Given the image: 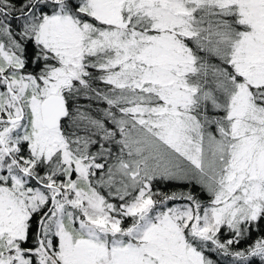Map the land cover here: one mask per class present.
Wrapping results in <instances>:
<instances>
[{
	"label": "snow or ice",
	"instance_id": "obj_1",
	"mask_svg": "<svg viewBox=\"0 0 264 264\" xmlns=\"http://www.w3.org/2000/svg\"><path fill=\"white\" fill-rule=\"evenodd\" d=\"M0 264H264V0H0Z\"/></svg>",
	"mask_w": 264,
	"mask_h": 264
}]
</instances>
